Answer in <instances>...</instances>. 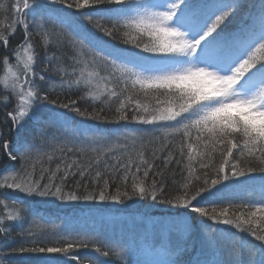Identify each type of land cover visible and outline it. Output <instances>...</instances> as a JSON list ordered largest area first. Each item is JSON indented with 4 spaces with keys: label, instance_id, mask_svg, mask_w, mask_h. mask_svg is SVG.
Masks as SVG:
<instances>
[{
    "label": "snow or ice",
    "instance_id": "6c2138e0",
    "mask_svg": "<svg viewBox=\"0 0 264 264\" xmlns=\"http://www.w3.org/2000/svg\"><path fill=\"white\" fill-rule=\"evenodd\" d=\"M241 6L0 3V157L18 164L0 181V204L14 202L0 213V264H264V0L227 30ZM74 89L83 95L72 99ZM89 98L99 110L80 107ZM34 157L58 162L37 175L27 167ZM10 193L60 205L147 200L169 211L110 236L90 209L97 227L57 228L48 240L23 227L28 206ZM221 225L236 230L233 244L222 243Z\"/></svg>",
    "mask_w": 264,
    "mask_h": 264
},
{
    "label": "trees",
    "instance_id": "16d2710c",
    "mask_svg": "<svg viewBox=\"0 0 264 264\" xmlns=\"http://www.w3.org/2000/svg\"><path fill=\"white\" fill-rule=\"evenodd\" d=\"M12 2V0H0V3L7 5ZM241 7L236 12V15L232 18V20L228 24L227 30H232L237 27L240 23L242 17L246 15V13L253 11V5L258 3V0H240ZM4 18L3 10H0V19ZM20 38V33L17 32L16 37L13 38L12 43L15 44L16 41ZM55 85L56 91H59V80L54 79L49 83V87ZM83 95V92L76 91L75 89L71 93V98L76 99L78 96ZM64 98L63 96L61 97ZM142 98V93H141ZM81 108H88L89 111H92V105H96V110H99L101 104L100 101H92L90 98L87 101H78ZM2 115H0V119H2ZM112 119L113 117H109ZM79 120L80 118H76ZM94 123V122H89ZM99 128H112L114 125H104L99 124ZM131 127H143L138 125H131ZM81 134L84 136H92L93 132L91 130L84 132L81 130ZM58 155V154H57ZM94 153L88 152L84 156L81 157L82 160H87L89 158L94 157ZM58 160L54 157V161L49 165L47 161V157H44L42 160L33 158L32 160L27 161V167L29 170L35 168L37 171V175L39 174V170L42 166H50L51 168H55ZM14 167H18L17 162L10 161L6 156L0 157V181L3 180V175H6L10 172V170ZM74 186V185H73ZM10 192V190H6ZM11 195H15L18 199L24 200V203L28 206V211H22V216L25 218L23 220V227L25 229L32 228L37 235L42 238H46L48 240L54 239L53 233L57 230V228H70L73 230H89L91 231L97 225H94L92 220L89 219V211L90 209L95 211L97 209L100 210L103 217L106 219H122V218H141L144 221L148 222L151 219L159 220L164 218L165 214L169 211L167 206L164 205H153L151 201H136V202H128L127 206L124 205H100V204H91V203H69L65 205H60L59 202H40L37 203L34 198L25 197L23 193H10ZM0 199H4V197H0ZM5 202L9 205V209H5L3 204H0V213L4 211L11 210L13 206V200L6 199ZM16 208L23 209V205H15ZM31 212H36L37 215L30 214ZM40 217H44V219H40ZM17 224L21 223V221H17ZM108 226V225H107ZM115 228V233L112 232V228ZM224 230V240L222 243L225 246H229L234 243L231 239V234L236 230L229 226H220ZM131 229L130 225L124 224V226L116 227V226H108L105 229L107 235H119L121 230ZM20 231L18 227L13 225L12 235L13 237H17V233ZM18 238V237H17ZM243 239L248 242L253 241L252 237L247 234H241V236L237 237V240ZM16 246V245H13ZM7 251V250H5ZM85 252L82 250L81 255H84ZM2 255V254H0ZM191 258V254L186 255L183 259L188 260ZM17 259L20 261H26L28 259L27 256H20L19 258L13 257V264H17ZM7 264V262H5Z\"/></svg>",
    "mask_w": 264,
    "mask_h": 264
},
{
    "label": "rangeland",
    "instance_id": "374dc122",
    "mask_svg": "<svg viewBox=\"0 0 264 264\" xmlns=\"http://www.w3.org/2000/svg\"><path fill=\"white\" fill-rule=\"evenodd\" d=\"M0 75H3V71H2V68H0ZM104 220H106L105 218H104ZM152 220H155V219H151V220H149L148 222H146V221H144L143 219H141V218H138V217H136V218H122V219H107V221H106V224L108 225V226H116V227H121V226H124V224H127V225H130L131 226V228L133 227V225L135 224V225H140V224H150V222L152 221Z\"/></svg>",
    "mask_w": 264,
    "mask_h": 264
}]
</instances>
